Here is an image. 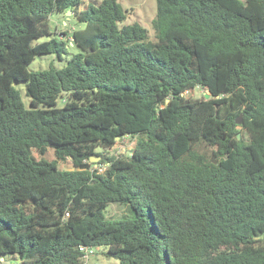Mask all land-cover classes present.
Here are the masks:
<instances>
[{
	"label": "trees",
	"instance_id": "obj_1",
	"mask_svg": "<svg viewBox=\"0 0 264 264\" xmlns=\"http://www.w3.org/2000/svg\"><path fill=\"white\" fill-rule=\"evenodd\" d=\"M80 2L0 0V257L264 264V0H156L154 40L117 0ZM68 10L77 52L29 70L67 53L33 40ZM125 137L128 156L105 152ZM111 203L131 214L107 217Z\"/></svg>",
	"mask_w": 264,
	"mask_h": 264
},
{
	"label": "rangeland",
	"instance_id": "obj_2",
	"mask_svg": "<svg viewBox=\"0 0 264 264\" xmlns=\"http://www.w3.org/2000/svg\"><path fill=\"white\" fill-rule=\"evenodd\" d=\"M100 0H81L79 9L83 10L86 9L89 4H98ZM120 3L122 10L126 14V23H131L134 21L139 22L142 24L147 30L149 34V38L151 40L155 39V30L152 26V21L156 17L157 7H156V0H117ZM49 26L51 34L49 36L39 37L33 40V43L43 41L49 37H55L56 39H68V35L71 34L74 28H82L84 27V23L79 21L77 16L73 13L70 14H51L49 19ZM61 32H66V35H61ZM69 40V39H68ZM67 53H62V58L59 59L56 57L55 54H44V55H37L33 59L31 63L27 65L29 70H39V69H46L49 66L54 67H62L66 64V60L70 57L73 53L77 52V48L70 44L67 47ZM20 91L23 98V101L28 104V98L25 94V82H18L16 85ZM186 96L194 97V98H201V97H209V93L202 89L201 87H195L192 90L186 91L184 93ZM59 104L62 102L59 100ZM242 129V128H241ZM134 138L125 137L121 144L116 145L115 147L108 149L105 151L109 155H116V156H128L129 149H130V142ZM97 151H101L100 147L96 148ZM51 154V151H49ZM40 155L38 154L37 157ZM52 156V154L50 155ZM50 158V157H49ZM99 160V157H95L93 161L96 162ZM58 167L60 169H73L74 166L70 158H66L65 160H58ZM93 168L98 167L97 164H93ZM100 170H103L101 168ZM131 214L129 211L128 206L126 204L120 203H111L106 208V216L110 218L119 217L126 214ZM129 214V215H130ZM264 239V235L261 236ZM103 248L100 246L92 247V252L89 253V261L87 264H117L118 260L112 256L105 254Z\"/></svg>",
	"mask_w": 264,
	"mask_h": 264
},
{
	"label": "built area",
	"instance_id": "obj_3",
	"mask_svg": "<svg viewBox=\"0 0 264 264\" xmlns=\"http://www.w3.org/2000/svg\"><path fill=\"white\" fill-rule=\"evenodd\" d=\"M62 35V34H61ZM69 39V43L72 44V36H68ZM104 168L103 166H101L99 169ZM82 249L84 250V255H83V259H84V264H87L89 261V253L92 252V248H87V247H82Z\"/></svg>",
	"mask_w": 264,
	"mask_h": 264
},
{
	"label": "crops",
	"instance_id": "obj_4",
	"mask_svg": "<svg viewBox=\"0 0 264 264\" xmlns=\"http://www.w3.org/2000/svg\"><path fill=\"white\" fill-rule=\"evenodd\" d=\"M0 264H21L19 261H16L10 257L1 256L0 257Z\"/></svg>",
	"mask_w": 264,
	"mask_h": 264
},
{
	"label": "water",
	"instance_id": "obj_5",
	"mask_svg": "<svg viewBox=\"0 0 264 264\" xmlns=\"http://www.w3.org/2000/svg\"><path fill=\"white\" fill-rule=\"evenodd\" d=\"M66 13H67V14H70L71 11L68 10V11H66ZM206 97H207V95H206ZM241 122H242V118H241V114H239L238 117L236 118L237 129H241V128H242V126H241ZM97 158H98V157H97ZM99 158H100V157H99ZM93 160H94V158L92 157V158L90 159V161H93Z\"/></svg>",
	"mask_w": 264,
	"mask_h": 264
}]
</instances>
